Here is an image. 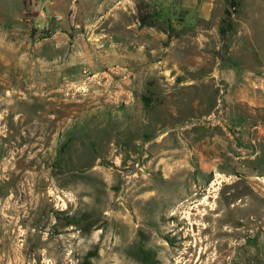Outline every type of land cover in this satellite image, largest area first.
<instances>
[{
  "label": "rangeland",
  "instance_id": "rangeland-1",
  "mask_svg": "<svg viewBox=\"0 0 264 264\" xmlns=\"http://www.w3.org/2000/svg\"><path fill=\"white\" fill-rule=\"evenodd\" d=\"M29 1L0 19V264H264V0Z\"/></svg>",
  "mask_w": 264,
  "mask_h": 264
},
{
  "label": "crops",
  "instance_id": "crops-1",
  "mask_svg": "<svg viewBox=\"0 0 264 264\" xmlns=\"http://www.w3.org/2000/svg\"><path fill=\"white\" fill-rule=\"evenodd\" d=\"M29 3L30 7L35 8V10H37V19L35 17L34 19L41 20L44 15V8L48 5V3H51V1L30 0ZM23 4L24 0H0V19L11 16L17 22H20L22 20L21 14L23 13ZM101 198V196L93 198L92 195H90V197H85V205L82 210L91 211L92 209H94V211L105 214L106 211H109V203L105 198ZM137 203L140 213L142 211L141 214L145 217L144 219H155L156 212L160 210V206L157 200H155L154 198H148L143 200L139 199Z\"/></svg>",
  "mask_w": 264,
  "mask_h": 264
},
{
  "label": "flooded vegetation",
  "instance_id": "flooded-vegetation-1",
  "mask_svg": "<svg viewBox=\"0 0 264 264\" xmlns=\"http://www.w3.org/2000/svg\"><path fill=\"white\" fill-rule=\"evenodd\" d=\"M195 200H197V198ZM178 211H181V210H178ZM173 213L174 211L170 212L169 214L170 217H168V219L164 220V219H161V217L158 218L157 223H156L157 225L155 226V232L157 236L159 237V239H163L167 244L176 243V238L180 237V235H176L177 232H181L183 234L184 233L183 229H185L184 224H180V222H177L175 218L171 217ZM165 223L169 224V226L166 229L162 230L163 227H166ZM158 242L160 241L158 240ZM141 247H142L141 252L144 253L143 245ZM158 252L161 253V251H158ZM140 264H144V262L141 261Z\"/></svg>",
  "mask_w": 264,
  "mask_h": 264
},
{
  "label": "bare ground",
  "instance_id": "bare-ground-1",
  "mask_svg": "<svg viewBox=\"0 0 264 264\" xmlns=\"http://www.w3.org/2000/svg\"><path fill=\"white\" fill-rule=\"evenodd\" d=\"M101 79V78H100ZM104 83H106V82H104ZM105 86H107V85H105ZM94 87V86H93ZM99 91V90H98ZM104 92H106V91H101V93H97L96 95H94L93 97L94 98H98V97H103L104 96ZM0 94H1V91H0ZM74 100V99H73ZM8 103V102H7ZM4 107V106H3ZM12 107V106H11ZM254 165V164H253ZM252 165V166H253ZM257 165V164H256ZM180 167H182V166H180ZM185 167H187V166H185ZM253 167H256V166H253ZM260 169V168H259ZM250 170V169H249ZM254 170H255V168H254ZM261 170V169H260ZM256 171H258V170H256ZM248 173V172H247ZM250 173V172H249ZM249 173H248V175H249ZM252 173V172H251ZM250 173V174H251ZM254 173V172H253ZM256 174V173H255ZM247 178V177H246ZM248 180H250V179H248ZM237 180H234V181H232L230 184L232 185L233 183H235ZM252 181V180H251ZM260 182V181H259ZM108 183V182H107ZM238 183V182H237ZM240 183V182H239ZM255 184V183H254ZM259 185H256V190H261L263 193H264V189H262L261 187H260V185H261V183H258ZM223 186V185H222ZM225 186V185H224ZM224 188H226V187H224ZM233 188V187H232ZM264 188V187H263ZM233 192V191H232ZM260 192V191H259ZM245 195H247V194H245ZM230 199V198H229ZM246 199V197H241L240 198V200H239V202L240 203H242L244 200ZM249 200V199H248ZM261 201V200H260ZM238 202V201H237ZM249 202V201H248ZM252 202V201H251ZM240 203H239V205H240ZM235 204V203H234ZM257 204V203H256ZM237 205V203L235 204V205H233V206H236ZM258 205V204H257ZM242 206H244V205H242ZM253 206V205H252ZM246 207V206H245ZM259 219V217L258 216H256V215H253L252 217H251V220L252 221H255V220H258ZM260 220H264V214L260 217ZM264 222V221H263ZM231 228V227H230ZM230 232L232 233L233 232V230L231 229L230 230ZM112 252V251H111ZM217 253V252H216ZM218 254V253H217ZM217 256V255H216ZM231 257V256H230ZM215 258V257H214ZM211 260V259H210ZM208 263V262H207ZM212 263V261H209V263L208 264H211ZM215 264V263H214Z\"/></svg>",
  "mask_w": 264,
  "mask_h": 264
},
{
  "label": "built area",
  "instance_id": "built-area-1",
  "mask_svg": "<svg viewBox=\"0 0 264 264\" xmlns=\"http://www.w3.org/2000/svg\"><path fill=\"white\" fill-rule=\"evenodd\" d=\"M61 17H62V15H61L60 13H55V14H54V18H55L56 20H59Z\"/></svg>",
  "mask_w": 264,
  "mask_h": 264
},
{
  "label": "trees",
  "instance_id": "trees-1",
  "mask_svg": "<svg viewBox=\"0 0 264 264\" xmlns=\"http://www.w3.org/2000/svg\"><path fill=\"white\" fill-rule=\"evenodd\" d=\"M230 1H231V5H232V7H234L235 4H236V0H230Z\"/></svg>",
  "mask_w": 264,
  "mask_h": 264
}]
</instances>
